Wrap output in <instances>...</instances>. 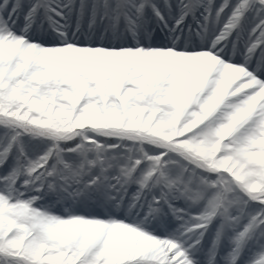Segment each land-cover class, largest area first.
Returning <instances> with one entry per match:
<instances>
[{"label":"snow or ice","instance_id":"6c2138e0","mask_svg":"<svg viewBox=\"0 0 264 264\" xmlns=\"http://www.w3.org/2000/svg\"><path fill=\"white\" fill-rule=\"evenodd\" d=\"M0 264H264V0H0Z\"/></svg>","mask_w":264,"mask_h":264}]
</instances>
